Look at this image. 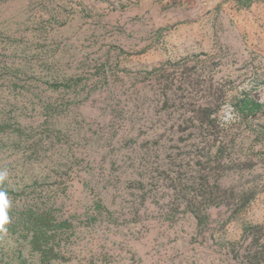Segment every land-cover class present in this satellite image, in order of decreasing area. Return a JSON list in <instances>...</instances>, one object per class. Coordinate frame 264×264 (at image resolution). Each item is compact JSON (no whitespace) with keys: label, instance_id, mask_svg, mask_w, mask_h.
Segmentation results:
<instances>
[{"label":"rangeland","instance_id":"374dc122","mask_svg":"<svg viewBox=\"0 0 264 264\" xmlns=\"http://www.w3.org/2000/svg\"><path fill=\"white\" fill-rule=\"evenodd\" d=\"M0 264H264V0H0Z\"/></svg>","mask_w":264,"mask_h":264},{"label":"trees","instance_id":"16d2710c","mask_svg":"<svg viewBox=\"0 0 264 264\" xmlns=\"http://www.w3.org/2000/svg\"><path fill=\"white\" fill-rule=\"evenodd\" d=\"M251 104L252 105H256V103H254L253 101L251 102ZM244 107L245 108H249V103H245ZM40 217H41V215H38V217H36L34 219V223H36L39 220ZM34 228L36 229V230H34V240H35L34 242L38 243V245H40L39 244L40 242H38L37 239L39 238V235H40V238H41V236L44 233L45 229L43 227L36 228V226H34Z\"/></svg>","mask_w":264,"mask_h":264}]
</instances>
